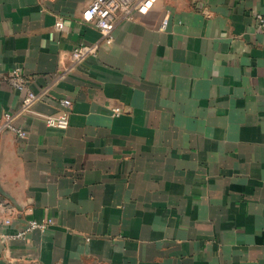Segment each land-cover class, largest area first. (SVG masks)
Masks as SVG:
<instances>
[{
    "label": "crops",
    "instance_id": "obj_1",
    "mask_svg": "<svg viewBox=\"0 0 264 264\" xmlns=\"http://www.w3.org/2000/svg\"><path fill=\"white\" fill-rule=\"evenodd\" d=\"M92 1L0 0V115L22 107L15 69L41 95L15 119L24 138L0 132L1 229L48 222L0 236V264H264V0L118 13L75 64L102 39Z\"/></svg>",
    "mask_w": 264,
    "mask_h": 264
},
{
    "label": "built area",
    "instance_id": "obj_2",
    "mask_svg": "<svg viewBox=\"0 0 264 264\" xmlns=\"http://www.w3.org/2000/svg\"><path fill=\"white\" fill-rule=\"evenodd\" d=\"M156 2L157 0H93L84 9L82 17L86 23L93 24L101 32L102 39L90 44L80 43L74 47L71 53L74 63H80L87 57L95 55L103 43L110 44L113 42V30L118 13H122L125 17H132L137 14L145 15L155 6ZM256 18L264 28V8L256 13ZM167 25L168 20H164L162 26L166 28ZM11 80L20 91L25 92V95L19 113L6 111L0 115V132L11 130L16 132L19 137L24 138L26 135L25 131L16 125L15 119L21 112L30 111L41 95L27 87L26 78L19 69L13 70ZM60 103L63 106V110L57 115H47L46 121L52 127L67 128L72 100L64 97L60 99ZM113 110L114 115H119L123 111L121 107H114ZM12 221L11 207L0 196V236L7 239H24L35 229L44 231L48 228L47 221L34 218L28 220L16 231H2L1 228L10 225Z\"/></svg>",
    "mask_w": 264,
    "mask_h": 264
}]
</instances>
